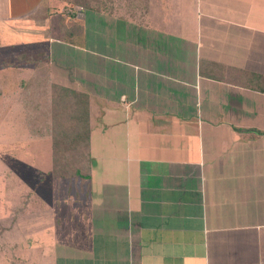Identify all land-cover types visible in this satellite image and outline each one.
I'll list each match as a JSON object with an SVG mask.
<instances>
[{"label":"crops","instance_id":"obj_1","mask_svg":"<svg viewBox=\"0 0 264 264\" xmlns=\"http://www.w3.org/2000/svg\"><path fill=\"white\" fill-rule=\"evenodd\" d=\"M55 3L0 0L9 44L36 30L20 43L36 51L17 59L47 69L38 85L27 78L43 90L45 116L54 93L71 100L62 90L82 95L87 110L82 173L64 187L56 179V226L17 234L56 240L54 254L34 250L35 264H264L260 0H100L42 42L45 25L30 19ZM29 105L24 117L35 120L39 101Z\"/></svg>","mask_w":264,"mask_h":264},{"label":"rangeland","instance_id":"obj_2","mask_svg":"<svg viewBox=\"0 0 264 264\" xmlns=\"http://www.w3.org/2000/svg\"><path fill=\"white\" fill-rule=\"evenodd\" d=\"M86 1L90 3V0H85V2L80 1V4L85 5ZM109 1L113 3L114 7L124 8V6H131L133 0ZM66 2L71 3L74 0H56L54 9H49L51 12L45 16L39 15L30 19L32 27L41 23V25H45L43 38H40V41L47 42L50 38L59 37L60 33L57 28L62 19L65 20V25H68L70 21L76 23L75 19H72L74 16L76 17L75 11L78 10V6L71 8V5L69 7ZM260 2L264 7V0H260ZM81 23L83 24V19L79 22V24ZM35 31L27 32L29 37L25 33H23L25 36L18 35L16 38L14 36L15 40L11 44L7 42L10 39L0 33L2 36L0 37V264H2L1 262L3 264H35L40 257L34 250H43L45 254H54L56 240L49 238L47 231L42 234L45 236L44 239H37L31 235L25 240L21 236L19 238L17 234L25 233L26 235L27 233L24 231L36 228L37 222L48 229L56 226L52 224L54 200L56 201V179H59L60 185L64 187L65 181H62V178L70 179L71 176L79 175L74 173L75 175L69 176V174L61 172H56V174L52 172L49 128L52 123L53 105L50 107L51 119H49V116H45V113L48 114L47 105L42 102L40 94L43 90L34 91L35 89L29 85L27 79L29 76V79H34L35 82L37 81L35 78L39 75H46L47 69L44 66L41 68L42 72L30 67L27 69V66L22 65L21 60L17 59L22 54L30 56L36 51V48L30 44L20 47V43L25 38L30 39ZM77 44L83 47L84 40H78ZM1 62H12V67L8 69ZM24 66L26 68H23ZM45 78L46 76L39 82L45 83L46 86ZM35 84L38 85V82ZM33 100L37 103L39 101L38 108L42 112L37 115L45 116L44 119L40 120L38 116L35 120H28L24 117L26 112H23V106L25 109L29 108V104ZM64 124L68 126L66 122ZM67 157L69 161V154ZM84 164L85 156L80 157V162L75 169L83 168ZM10 183H22L28 187L20 194L2 189ZM26 192L27 196L19 197ZM5 195L10 196L9 202L4 201ZM36 219H41L44 222H39ZM45 263L47 264L48 260Z\"/></svg>","mask_w":264,"mask_h":264},{"label":"trees","instance_id":"obj_3","mask_svg":"<svg viewBox=\"0 0 264 264\" xmlns=\"http://www.w3.org/2000/svg\"><path fill=\"white\" fill-rule=\"evenodd\" d=\"M80 1L85 0H74L71 2L73 5L79 6L83 9H98L100 6V0H90V3L86 1V4H80ZM88 4V5H87ZM65 20L60 21V31L66 33L68 30L64 24ZM62 90V89H61ZM65 93L68 100L61 99V96L53 95V115L52 123L49 128L51 135V159H52V172H61L64 174H81L83 168L75 169L77 164L80 162V157L83 158L85 155L84 150L87 146L88 132L85 123L87 122V110L85 106V100L82 95L75 94L62 90ZM69 93V94H68ZM68 118H73L76 124L70 121V126H66L64 123H68ZM69 154V161L67 155Z\"/></svg>","mask_w":264,"mask_h":264}]
</instances>
